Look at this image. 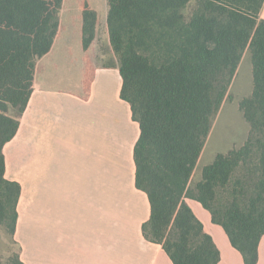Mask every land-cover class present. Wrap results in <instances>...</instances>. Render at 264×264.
Masks as SVG:
<instances>
[{"label":"trees","instance_id":"trees-1","mask_svg":"<svg viewBox=\"0 0 264 264\" xmlns=\"http://www.w3.org/2000/svg\"><path fill=\"white\" fill-rule=\"evenodd\" d=\"M106 31L118 60L120 98L139 125L133 149L135 187L150 216L143 237L162 246L172 264H217L219 250L186 199L201 204L244 264H257L264 236V0H106ZM64 0H0V229L11 238L21 186L5 179L3 147L15 136L33 92L36 62L61 37ZM192 9L186 13L189 5ZM81 47L95 39L97 16L79 4ZM253 90L240 111L245 142L219 153L191 177L245 52ZM94 71L87 60V97ZM20 248L10 261L24 264Z\"/></svg>","mask_w":264,"mask_h":264},{"label":"crops","instance_id":"crops-1","mask_svg":"<svg viewBox=\"0 0 264 264\" xmlns=\"http://www.w3.org/2000/svg\"><path fill=\"white\" fill-rule=\"evenodd\" d=\"M259 19L264 20V4ZM51 52L36 62L33 92L15 136L2 150L5 179L21 186L11 237L20 248L21 261L172 264L161 245L142 235L150 205L146 194L135 187L133 149L140 130L129 104L120 98L118 64L92 67L94 77L86 97L85 66H79L81 80L75 92L44 85L43 73L48 69L40 71L38 64ZM248 55L243 54L230 86L237 82ZM248 82L253 90V77L252 84ZM186 203L219 250L217 264H244L209 212L196 201L186 199ZM257 264H264V236L258 244Z\"/></svg>","mask_w":264,"mask_h":264},{"label":"rangeland","instance_id":"rangeland-1","mask_svg":"<svg viewBox=\"0 0 264 264\" xmlns=\"http://www.w3.org/2000/svg\"><path fill=\"white\" fill-rule=\"evenodd\" d=\"M84 0H64L59 12V19L63 25L61 37L56 41L51 54L39 62V70L43 73L44 85L75 92L81 80V70L86 61L91 67L117 65L118 60L111 52L106 31V15L108 5L106 0H85L96 13L97 21L95 39L86 52L81 47V16L79 4ZM193 3L189 5L188 13ZM76 65H69L68 62ZM41 77V72L39 74ZM251 60L248 55L241 64V70L236 83L227 91L218 113L215 115L211 133L208 136L203 153L191 177L190 187L200 180L201 171L206 164H210L218 153H226L231 148L240 147L249 133V125L240 111L239 104L247 97L252 88ZM247 82V83H246ZM238 84H244L239 86ZM18 253V246L12 241L4 229L0 230V264L10 263L12 257Z\"/></svg>","mask_w":264,"mask_h":264}]
</instances>
